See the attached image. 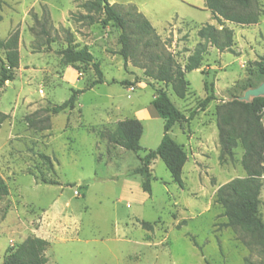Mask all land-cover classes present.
Instances as JSON below:
<instances>
[{
  "label": "rangeland",
  "instance_id": "obj_1",
  "mask_svg": "<svg viewBox=\"0 0 264 264\" xmlns=\"http://www.w3.org/2000/svg\"><path fill=\"white\" fill-rule=\"evenodd\" d=\"M90 1L0 0V40L16 32L19 54L13 81L0 89V109L9 113L0 128V175L8 187V195L0 200V264L8 249L21 243V236L11 241L1 228L7 216L8 228L26 221L24 236L48 233L46 264L264 263L262 248L239 228L228 226L223 208L215 203L219 187L245 177L241 147L231 159L218 158L215 108L242 96L244 81H255L264 71V0H257V23H225L233 33L232 46L223 52L207 48L200 68L185 75L189 88L183 99L171 85L148 77L141 66L154 70L156 54L164 51L184 69L201 42L197 29L206 24L222 28L204 0H110L124 14L133 15L134 7L157 31L166 26L158 39L130 26L134 48L127 61L117 54L119 32L99 23L101 16L90 9ZM89 16L95 22L90 23ZM182 21L190 26L183 30ZM43 29L53 39L49 46ZM69 34L83 41L106 34L113 57L103 66L109 80L93 90L88 82L96 78L91 67L73 64L83 77L78 84L83 93L76 96L78 111L65 120L68 110L52 114L50 109L70 96L61 80L69 65L60 56ZM157 90H164L190 117L174 125L170 134L186 155L180 185L160 158L150 162L147 174L133 173L141 165L139 158L158 146L160 119L144 122L140 152L108 142L131 104L148 106ZM209 95L214 99L200 108ZM117 106L119 116L109 117L108 111ZM39 154L48 156L51 164ZM260 182L259 214L264 221V173ZM60 193L71 202V213L81 216L78 231L61 244L57 238L65 229V217L54 209ZM142 223L151 228L144 229Z\"/></svg>",
  "mask_w": 264,
  "mask_h": 264
},
{
  "label": "trees",
  "instance_id": "obj_2",
  "mask_svg": "<svg viewBox=\"0 0 264 264\" xmlns=\"http://www.w3.org/2000/svg\"><path fill=\"white\" fill-rule=\"evenodd\" d=\"M204 2L206 8L211 12L212 19L222 28L218 29L214 25L206 24L197 29L196 35L201 42L198 43L184 69L177 66L172 56L164 51L156 54L155 59L158 62L155 64L154 70L150 71L145 66H141L142 69H145V74L148 77L157 82L171 85L174 94L180 99L185 97L189 88V83L185 78L186 73L200 68L207 48L211 46L219 52H223L232 46L233 33L225 26V23L251 25L257 23L260 15L257 0H204ZM89 7L100 14L99 23L102 26H111L119 32L120 49L117 54L124 61L131 57L134 48L131 44L133 32L129 30L130 26L137 29L138 34L148 37L152 35L153 38L158 39V35L150 23L134 7H132L133 15L130 12L122 13L119 6L110 5L108 0H91ZM130 17L132 18L130 19ZM87 18L90 23L95 22L91 16ZM44 20L47 22V19ZM42 34L46 37L49 46L53 42L49 36L50 33L43 29ZM65 42V48L60 51L62 61L66 65L83 64L91 67L96 78L91 82L89 88L102 84L103 74L99 63L95 61L88 48L74 44L70 34ZM146 42L149 46V39ZM0 51L4 53V60L0 59L1 89L6 82L13 81V71L19 65L18 34L16 32L0 40ZM254 78L255 81L251 79L244 81L242 92L254 88L264 81L263 69ZM81 93L83 91L70 89L69 98L60 105L53 106L50 109L51 113L58 114L65 110H73L76 96ZM237 98V96H233L215 108L218 158L221 162L226 158L231 159L234 150L241 147L243 152L240 163L245 177L234 179L219 187L215 194V203L223 208L227 225L239 228L241 232L249 235L264 252V221L259 214L260 177L264 173V128L260 124V113L264 111V97L254 98L248 103L239 101ZM213 99L212 95L204 98L200 103V108H204ZM150 104L163 120V136L155 150L147 151L144 156L139 158L141 165L133 173L147 174L150 162L160 158L168 169L173 182L180 185L181 171L186 161V155L169 136V132L174 125L186 121L190 117L186 118L177 109L164 90H157ZM8 117L7 114L0 112V128ZM142 132V125L138 120L125 119L118 122L115 129L108 135V142L125 151L137 153L141 151L139 141ZM39 158L51 164L48 156L39 154ZM52 184L54 185V183ZM7 195V184L0 175V200ZM141 226L146 230L151 228L148 223H142ZM47 245L48 243L42 239L28 237L17 246L7 250L2 264H46Z\"/></svg>",
  "mask_w": 264,
  "mask_h": 264
},
{
  "label": "crops",
  "instance_id": "obj_3",
  "mask_svg": "<svg viewBox=\"0 0 264 264\" xmlns=\"http://www.w3.org/2000/svg\"><path fill=\"white\" fill-rule=\"evenodd\" d=\"M108 2L110 5H116V3H113L110 0H108ZM144 18L150 23V25L152 26V28L154 29V31L156 32V34L158 36L163 35L164 29L166 28V26L163 27L162 29H160L159 31H157L155 26L152 24V22L150 20H148L146 18V16H144ZM181 23H182V29L183 30L186 29L188 26H190L189 24H187L184 21H182ZM105 36H106V34H103L98 40L94 39V38L90 39V37H88L87 40H84V41L81 40V38L78 35H76V37H73V41H74L73 43L79 44L80 47L86 46L88 48L89 52L93 55L95 61H97L99 63V66L102 69L104 83H105V81L109 80V78H107L105 76L103 66L107 62L111 61L112 57H113L112 54L108 51V47L106 44L107 39H104ZM114 50H117V49L115 48ZM94 79L95 78L92 77L90 79V81H88V82L91 83L92 81H94ZM61 80H62V83L69 89V91H70V89L82 90L81 88H79L78 84L83 80V77L78 73V70L71 65L67 66L64 69ZM129 81L130 80H128V82ZM7 84H8L7 86L10 85L9 83H7ZM98 85H100V84H98ZM93 89L94 88H89V90H93ZM131 105H132V107H131L130 113L124 114L123 118H121L118 121L120 122V121H123L125 119H136V120H138L141 123L142 128H143L142 136H141L140 141H139V144H142V141L144 139V134H145L144 122H150L153 120L156 121V120L160 119L162 121V133H159V135L156 139V142H155L156 145H158L162 136H163V120L157 115L156 111L151 106V104H149L148 106H140V105H134V104H131ZM120 108L121 107L117 106V108L114 107V109H111L112 111H110V112L108 111L109 117L116 118L117 116H119V113L121 112ZM118 110H119V112H118ZM76 111H78V109L74 108L71 111H67V112L63 113L64 119L65 120H72L71 115ZM0 112L7 114V115L9 114L6 110H2V109H0ZM215 127H216V125H215ZM170 134H172V131L169 132V136H170ZM216 135H217V129H216ZM214 136H215V133H214ZM215 140L218 141V139L216 137H215ZM62 194L63 193H60L59 196H57V201H56L55 206H54L55 211H59L60 213H62L64 215V217H65L64 220L66 223V226H65V229L63 230V232L61 234H58L57 242L60 244L67 241V238H68L67 236L73 235L76 233V231H78L79 222H80V219L78 217L81 218L79 213L76 212L78 215H75V213H73V214L71 213L73 211V210L69 209L71 202H67V200H65V201L62 200L61 199ZM73 212H75V211H73ZM7 217H6L5 222H3L1 224V228H4L9 233V236L11 237L10 240L12 241V239L14 237L17 238L18 236H21V242H23L26 238H28V236L23 235L24 230L27 228L26 221L21 220V221L17 222L16 224H14V226L8 228L7 223H6ZM31 221L32 220L29 219V225L31 224ZM47 235H48L47 232L41 230L40 235H36V238H39V239L46 241L45 237H47ZM29 237H30V235H29ZM45 255H46V252H45ZM46 258H47V256H46Z\"/></svg>",
  "mask_w": 264,
  "mask_h": 264
},
{
  "label": "water",
  "instance_id": "obj_4",
  "mask_svg": "<svg viewBox=\"0 0 264 264\" xmlns=\"http://www.w3.org/2000/svg\"><path fill=\"white\" fill-rule=\"evenodd\" d=\"M264 97V81L254 88H249L243 92V95L237 99L242 102H250L254 98Z\"/></svg>",
  "mask_w": 264,
  "mask_h": 264
},
{
  "label": "built area",
  "instance_id": "obj_5",
  "mask_svg": "<svg viewBox=\"0 0 264 264\" xmlns=\"http://www.w3.org/2000/svg\"><path fill=\"white\" fill-rule=\"evenodd\" d=\"M175 27H176L175 25H171V30L175 31ZM171 30H170V32H171ZM173 53H175V52H173ZM130 90H133V88H130ZM260 124L264 128V111H262L260 113ZM75 194L77 195V193H75Z\"/></svg>",
  "mask_w": 264,
  "mask_h": 264
}]
</instances>
